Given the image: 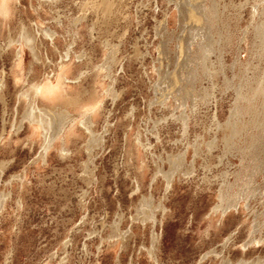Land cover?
Segmentation results:
<instances>
[{
  "label": "rangeland",
  "instance_id": "1",
  "mask_svg": "<svg viewBox=\"0 0 264 264\" xmlns=\"http://www.w3.org/2000/svg\"><path fill=\"white\" fill-rule=\"evenodd\" d=\"M183 1L0 0V264H264V0Z\"/></svg>",
  "mask_w": 264,
  "mask_h": 264
},
{
  "label": "bare ground",
  "instance_id": "2",
  "mask_svg": "<svg viewBox=\"0 0 264 264\" xmlns=\"http://www.w3.org/2000/svg\"><path fill=\"white\" fill-rule=\"evenodd\" d=\"M47 3H50V2H53V1H55V0H45ZM96 1H98L99 2V0H96ZM109 1V0H108ZM108 1L107 0H100V2L98 3V4H96L97 6H98V8L100 9V12H103L104 14H106V15H108L107 17H109V14L111 13L112 14V9H111V6H110V4L112 5V3L110 2V3H108ZM169 1H171V0H169ZM174 1V0H173ZM203 0H185V1H183L184 3L183 4H185L187 7H188V9H187V12L189 13V18H188V21H189V23H190V25L191 26H194V27H199V29L204 25V23H200V22H202V21H204L205 20V17H207L209 20H212V14H210V13H208V11L209 10H207V11H205L204 10V7L203 8H201V4H203V2H202ZM94 3V2H93ZM96 3V2H95ZM178 3H180V2H178ZM256 4V3H255ZM96 5H95V7H96ZM263 6H261V7H259L258 5H256V6H253V14H252V18H256L257 17V20H258V22L256 21V25H263L262 27H264V4H262ZM1 6V5H0ZM178 6V5H177ZM174 6V8L176 9H178V7L179 8H181V6ZM92 7V6H91ZM94 9V8H93ZM96 9V8H95ZM94 9V10H95ZM173 9V8H172ZM182 9V8H181ZM182 11H185V10H183L182 9ZM182 11H181V14H182ZM180 12V11H179ZM195 12L196 13H200L201 15H200V17L201 18H199V19H197V16L195 15ZM2 12L0 11V14H1ZM103 15V14H102ZM103 16H105V15H103ZM170 16V14H169V12H167V14H166V18H165V21H167V19H168V17ZM85 14H81V15H79V16H75V18H72V20H71V24H72V29H73V31H72V35H73V38H76V37H78V35H79V26L81 25V23H82V21L85 19ZM106 17V16H105ZM195 19H197V20H195ZM56 21H57V23L58 24H61L60 22V20H58V19H56ZM252 21V20H251ZM164 25V24H163ZM92 26V25H91ZM91 26H88V31L90 32V34H91V30H92V27ZM254 27H256V26H254ZM190 29V28H189ZM192 30H194V28H192ZM191 30V31H192ZM52 30H45V31H43L44 32V36L46 37V36H48V37H52V32H51ZM204 36H205V34H204ZM18 37H20V39H18V40H15V41H18V42H20V43H24L25 45H27V44H29L30 43V41H31V38L28 36V34L27 33H25V32H21V34H19L18 35ZM200 38H202L203 39V37L202 36H200ZM202 41V40H201ZM10 43L11 42H9V45H10ZM202 46V45H201ZM70 52L68 51V50H66L65 52H64V57H68V58H70ZM82 56H84V55H79V56H77V57H82ZM63 64V63H62ZM42 83V82H41ZM45 84V83H44ZM4 86H5V83H4V80L3 79H0V89H3L4 88ZM43 88V87H42ZM40 90H41V86H40V84H39V82H33L32 84H31V86L29 85V87L27 88V90H26V92H24V96L26 97V98H28L29 99V97H31V99H32V101H34L35 99H36V97H37V95H38V93L40 92ZM23 92H21L20 93V95L22 94ZM91 94H94V91L93 92H90ZM70 98H72V102H77L78 101V99H79V97H78V95H73V96H69ZM92 115V114H91ZM88 118H87V120L84 122H81V124L82 125H84V127H85V129L86 130H89V128L92 126V122L90 121V119H91V116L90 115H88L87 116ZM29 123H31V125L33 124V123H35V124H38L40 127H42L43 128V125H42V121L40 120V119H38V118H33V119H31V116H29ZM36 128V127H35ZM62 131V129L60 128V129H58L56 132H55V134L56 135H60V132ZM46 134V133H45ZM54 135V134H53ZM52 135V136H53ZM48 137L45 135V146H43V148L45 147L46 149L47 148H49V147H51V146H53V144H54V140L56 139H52V140H49V138L47 139ZM46 140H48V143H47V141ZM43 148H42V150H43Z\"/></svg>",
  "mask_w": 264,
  "mask_h": 264
}]
</instances>
